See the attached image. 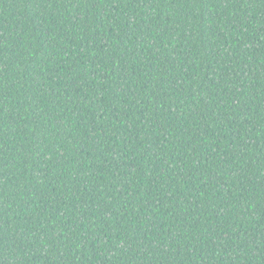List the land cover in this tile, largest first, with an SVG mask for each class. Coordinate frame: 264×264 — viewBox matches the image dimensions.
<instances>
[{"label": "trees", "instance_id": "obj_1", "mask_svg": "<svg viewBox=\"0 0 264 264\" xmlns=\"http://www.w3.org/2000/svg\"><path fill=\"white\" fill-rule=\"evenodd\" d=\"M0 264H264V0H0Z\"/></svg>", "mask_w": 264, "mask_h": 264}]
</instances>
